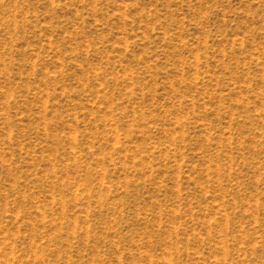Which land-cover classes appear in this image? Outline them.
<instances>
[{
    "label": "rangeland",
    "instance_id": "1",
    "mask_svg": "<svg viewBox=\"0 0 264 264\" xmlns=\"http://www.w3.org/2000/svg\"><path fill=\"white\" fill-rule=\"evenodd\" d=\"M0 264H264V0H0Z\"/></svg>",
    "mask_w": 264,
    "mask_h": 264
}]
</instances>
